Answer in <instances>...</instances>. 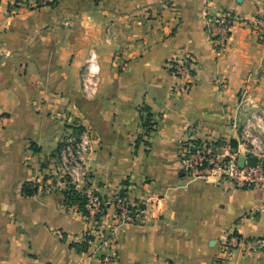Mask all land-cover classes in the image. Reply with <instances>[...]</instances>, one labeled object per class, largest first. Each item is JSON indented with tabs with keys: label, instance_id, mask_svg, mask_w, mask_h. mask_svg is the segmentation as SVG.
Returning a JSON list of instances; mask_svg holds the SVG:
<instances>
[{
	"label": "crops",
	"instance_id": "0c3cea01",
	"mask_svg": "<svg viewBox=\"0 0 264 264\" xmlns=\"http://www.w3.org/2000/svg\"><path fill=\"white\" fill-rule=\"evenodd\" d=\"M206 11L239 17L222 52ZM90 50L100 64L93 98L80 80ZM183 55L194 61L186 89L168 68ZM244 89L264 105V0H0V264H103L101 241L72 246L93 226L65 203L68 184L52 171L62 139L81 128L92 133L87 186L146 206L141 225H115L106 206L98 228L119 264H212L230 233L264 236V190L190 179L180 167L183 140L236 142L230 125ZM26 183L34 195L22 194ZM226 264H264V249Z\"/></svg>",
	"mask_w": 264,
	"mask_h": 264
},
{
	"label": "built area",
	"instance_id": "2783aa9c",
	"mask_svg": "<svg viewBox=\"0 0 264 264\" xmlns=\"http://www.w3.org/2000/svg\"><path fill=\"white\" fill-rule=\"evenodd\" d=\"M31 8H44L55 5L59 0H15ZM239 20L234 13H217L208 18V35L212 38L217 52H222L228 46L232 28ZM191 56H184L174 62L172 74L176 77L181 89H186L192 80ZM100 64L98 54L90 50L80 71L81 90L85 97L93 98L99 88ZM222 89L223 81L217 82ZM231 129L237 134L236 142L231 140H202L189 138L180 143V167L184 176L203 182L219 184L229 182L234 188L242 190H264V105L249 101L246 90L239 92V100L232 119ZM92 142V133L87 128L71 131L62 139L56 150L53 163V176L62 178L84 198L85 218L97 227L93 240L105 244L103 254L104 264H119L116 247L110 238V233H103L99 228V220L104 215L107 205L114 207L113 221L115 225H141L147 222L146 206L130 202L121 192L111 200H104L98 193L86 184L88 172L86 157ZM239 157L246 160L254 157V166L244 162L239 166ZM161 197L154 202V208L162 209ZM85 240V239H84ZM91 241H89L90 243ZM224 247H240L244 254L264 249V236L244 237L230 233L224 240Z\"/></svg>",
	"mask_w": 264,
	"mask_h": 264
},
{
	"label": "trees",
	"instance_id": "16d2710c",
	"mask_svg": "<svg viewBox=\"0 0 264 264\" xmlns=\"http://www.w3.org/2000/svg\"><path fill=\"white\" fill-rule=\"evenodd\" d=\"M141 113L142 114L140 116V120H141L142 127H144L146 129V132H148L151 130L154 124L151 122L150 110L148 107L144 106L141 109ZM21 191L24 196H32L36 193L37 186L26 183L23 185ZM65 203L66 204H76L78 205L80 211L83 214L86 213V210L84 208L85 206L84 198L71 188L65 191ZM91 240H92V237L86 236L84 242H82L81 244H72V246L75 247L76 250L82 251L86 249L89 241Z\"/></svg>",
	"mask_w": 264,
	"mask_h": 264
},
{
	"label": "rangeland",
	"instance_id": "374dc122",
	"mask_svg": "<svg viewBox=\"0 0 264 264\" xmlns=\"http://www.w3.org/2000/svg\"><path fill=\"white\" fill-rule=\"evenodd\" d=\"M223 11H219V12H217V13H222ZM226 12V11H225ZM217 13H208L207 11L205 12V14H206V19L207 18H209L210 16H212V15H215V14H217ZM227 13H228V11H227ZM229 13H232V12H229ZM207 23H208V20H207ZM208 29V28H207ZM106 32L107 33H110V27L109 28H107L106 29ZM207 34H208V30H207ZM208 37L210 38V40H211V43H212V45H214L213 44V42H212V38L208 35ZM184 56H190V55H183V56H180V57H176V58H172L171 59V61H169V63H168V68H169V70H170V72L172 73V69H173V65H174V62L176 61V60H178V59H181L182 57H184ZM115 57L116 58H118L119 57V53H116L115 55H114V60H115ZM83 214V213H82ZM84 215V214H83ZM85 217V216H84ZM100 221V220H99ZM96 229H97V227L95 226V225H93V227H92V235L90 234V235H87V236H90V237H92V240H93V238H94V236H95V232H96ZM85 239V238H84ZM91 240V241H92ZM84 242V241H83ZM223 243V242H222ZM88 245H89V243H88ZM117 250V249H116ZM106 251V248H105V250H104V252ZM257 252V251H256ZM253 253H255V252H253ZM252 253H248V254H244L243 252H242V249L240 248V247H233V246H231V247H224V245L223 244H221V246L220 247H218V253L216 254V258L213 260V262H212V264H226L228 261H230V260H232L233 258H235L236 257V255H241V256H246V255H251ZM102 258H103V256H102ZM101 261H102V259H101ZM102 263H103V261H102ZM118 263H119V261H118ZM104 264V263H103Z\"/></svg>",
	"mask_w": 264,
	"mask_h": 264
},
{
	"label": "water",
	"instance_id": "95a60500",
	"mask_svg": "<svg viewBox=\"0 0 264 264\" xmlns=\"http://www.w3.org/2000/svg\"><path fill=\"white\" fill-rule=\"evenodd\" d=\"M244 162H246V164L248 166H254L255 163H256V159L254 157H249V158H247L245 160L244 157H239V159H238L239 166H243L244 165Z\"/></svg>",
	"mask_w": 264,
	"mask_h": 264
}]
</instances>
